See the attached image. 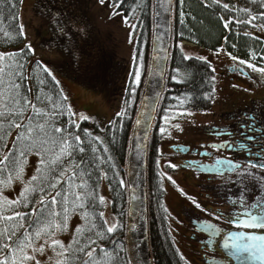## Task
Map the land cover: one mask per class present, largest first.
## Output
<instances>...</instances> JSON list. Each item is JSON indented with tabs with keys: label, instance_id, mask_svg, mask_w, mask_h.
<instances>
[{
	"label": "trees",
	"instance_id": "obj_1",
	"mask_svg": "<svg viewBox=\"0 0 264 264\" xmlns=\"http://www.w3.org/2000/svg\"><path fill=\"white\" fill-rule=\"evenodd\" d=\"M12 2L16 3L15 12L12 15L19 18L20 2L19 0H12ZM113 2L114 0H111V3ZM225 3L230 5V9L225 10L222 8V5ZM206 4L208 5L207 7L205 6ZM241 8L250 9V13L239 11ZM117 10L120 11L125 19L135 18V27L133 28L136 33L134 54L137 56V60H140V82L138 85L135 79L130 77L127 79L126 84L121 86L118 84V80L122 75L116 76L115 79L111 80L104 73V60L114 58L117 54L116 49L108 53L106 48L104 49L103 46H100L95 50L97 54L95 58H92L93 60L90 65L91 59L87 58L91 54L92 47L95 48V45L91 40L94 39L92 37V30L85 26L77 27L75 30L67 32L55 26L54 30L51 29L52 31H49L47 36L41 38L39 47H51L56 51L59 48H64L65 52L74 61L79 63V68L83 71L81 73L83 77L80 81L86 87L91 84L98 89V92H103L107 96L105 91L109 87L107 84L115 83L110 89L112 88V93L116 95V99L119 97L116 106H120V108L111 119L106 122L95 119H80L75 121L79 124V130L72 129V131L74 134L80 135L84 141L85 152L76 153L74 159L76 163L84 160V167L92 173L91 180L88 183L90 190L94 191L97 201L102 196V193L105 192V196H103L104 203L98 204L94 211L96 213L103 212V219L107 220L104 206L105 201L108 199L112 224L119 221L122 225L110 237L106 235L103 241H98V245L106 248L110 254H119L115 257V264H128L124 246L126 195L125 187L123 190L119 189L118 181L121 178L124 180L123 168L127 138L139 101L147 64L151 23L150 0H124L122 6ZM261 12H264V0H219L218 4H214L213 0H184L182 5L179 3V0H172L171 45L163 92L149 135L146 161L148 233L152 264H185L170 233L168 211L163 201V177L160 170L162 163L159 161L160 153L158 147L160 140L165 134H161L160 128H167L169 123L161 122L162 112L187 109L205 110L211 107L216 94L211 64L207 60H201L199 59L200 57L195 56H188L192 59H184L186 55L178 43L190 42L210 50H217L219 47L224 46L228 53L238 57L239 60L247 61L248 63L251 60L259 63L264 62V59L261 58L264 57V39L255 33L260 27L253 28L247 24L232 23L229 25V29H225L223 21L220 19L223 16L224 20H228L229 18L247 20L250 15L259 16ZM9 13L10 8L0 3V52L14 54L15 60L23 65V69H18V71H22L26 77L21 83L24 86L25 94H27L26 89H31V99H34L37 95H41L42 97L51 96L53 100L60 101L65 95L59 82L49 70L45 72L44 69L47 67L40 60L33 58V52L28 51L24 37L19 35V19L15 21L11 20ZM181 13H183V23L181 22ZM253 23L257 26L264 25V19H257ZM48 26L50 28V26L54 25ZM5 33L8 35L5 36ZM253 53L255 56H253ZM10 62L11 60L5 61V63ZM234 62L238 65L237 61ZM94 66L96 67V75L93 79L86 75V69L89 72L93 70ZM241 67L244 68L243 66ZM244 70L248 74H253V78L260 74L247 68ZM53 77L55 80H53ZM90 79L91 81L89 82ZM104 79H107V82H104ZM41 81H44V84H41ZM99 81L104 86H101ZM98 87H100V90ZM41 89H43V92H41ZM213 89L215 90L213 91ZM260 102L264 103V101ZM37 107L47 110L50 109L51 105L37 102ZM63 107L67 114V100L63 101ZM122 110H124V115L117 116V113H120ZM72 119L74 118L72 117ZM67 123L68 120L61 117L57 126H66ZM14 136L15 130L12 131L10 136L5 137L4 143L9 148L15 142ZM96 137L100 139L96 140ZM93 147L98 149L95 155L91 150ZM105 147L108 149L107 152L103 151ZM31 156L35 157V166L32 172L26 179L18 181L16 185H14L15 179H13L10 185L0 186L3 197H6L8 200L17 199L27 182L36 174L40 158L33 153L28 156L27 161ZM109 156H111V161H108ZM70 166V162L66 160L65 167ZM98 172L107 173V178L99 179L98 183H93V181H97ZM3 179H6V176L0 177V180ZM101 186H103V189ZM10 188H12V192L6 193ZM39 198V195L35 196L36 200ZM60 210L59 207L56 208L57 212ZM88 210L93 211L91 208H88ZM15 211L30 212L31 206L29 208L17 207ZM5 214L11 215L12 211H8ZM94 222L96 224L94 232H103L106 227L103 225V221L96 216ZM84 225L85 220L82 218V210L77 209L70 212L67 228L56 234L59 236L64 233L68 234L64 243L65 247H67L74 237L80 239L76 234V229L78 226L83 227ZM94 232L85 233V235H90L93 239H96ZM97 255L102 254L97 253Z\"/></svg>",
	"mask_w": 264,
	"mask_h": 264
},
{
	"label": "snow or ice",
	"instance_id": "obj_2",
	"mask_svg": "<svg viewBox=\"0 0 264 264\" xmlns=\"http://www.w3.org/2000/svg\"><path fill=\"white\" fill-rule=\"evenodd\" d=\"M19 2L22 3V0ZM105 2L106 0H99L101 5H104ZM123 2L124 0H114L111 5L113 16L121 14L117 9L122 6ZM0 3L10 8L11 20L19 19L12 15L16 9V3H13L12 0H0ZM179 3L182 5L184 0H179ZM213 3L218 4L219 0H213ZM222 8L228 10L230 5L225 3ZM239 11L250 13V9L246 8H241ZM220 19L223 21L225 29H229V25L232 23L247 24L253 28H264V25L257 26L253 23L257 19H264V12L259 13V16L250 15L247 20H234L233 18L224 20L223 16ZM127 22L125 19V23ZM181 22L183 23V13H181ZM18 27L19 35L24 37L23 23H20ZM133 27L135 26L133 25ZM245 34L247 35V33ZM7 35L5 33V36ZM181 35L183 34L181 33ZM26 47L28 51L34 52L30 44ZM228 55L233 61H238L239 66L246 64L253 71L264 73V67L257 68L252 63L232 56L231 53ZM253 56H255L254 53ZM261 58L264 59V57ZM184 59L192 58L185 56ZM199 59L205 60L206 58L200 57ZM7 60H11V62L5 63ZM18 69H23V65L15 60L14 54L0 52V177L6 176V179L0 180V186L10 185L13 179H22L23 165L29 155L34 153L40 159L36 174L27 182L17 199L8 200L3 197L2 191H0V264H41L40 260L37 259V254H44L45 245L51 248L54 253V257H49V261L54 260V264H115V257L119 254H110L106 248L98 245V241H103L106 235L110 237L122 225L117 221V223L109 226L107 220L103 219L104 213L94 211L98 204L104 203V197L100 196L97 201L94 191L90 190L88 181L91 180L92 173L84 167L85 161L75 162V154L85 152L84 141L80 135L74 134L72 131V129L79 130V124L72 119L76 114L71 112L70 105L66 114L63 101H66L67 97H62L60 101H56L51 96L37 95L31 99V89H26L27 94H25L24 86L21 83L26 77ZM44 70L48 72L47 68ZM213 71L215 70L213 69ZM214 79L215 77H213ZM53 80H55L54 77ZM135 82L137 85L140 82L139 71L135 74ZM41 84H44V81H41ZM37 102L40 104L47 103L51 107L47 110L38 108ZM179 114L191 115V113ZM123 115L124 110L117 113V116ZM61 117L68 120L66 126H57ZM80 119L86 120L88 117L80 116ZM164 119L167 121L168 117L165 116ZM251 119L255 120V117ZM137 123L140 121L138 120ZM175 127L179 128L180 126L177 124ZM13 130H15V142L9 148L4 140L6 136L12 134ZM166 131V128H160L161 134ZM214 131L217 135L223 134L219 130ZM249 131L256 133L257 128L251 124L241 125V135L245 142L240 143L238 147L240 150H247L251 154L252 148L247 142L256 143L257 137L256 135H249ZM259 131L264 132V128L259 129ZM95 139L99 140L100 138L96 137ZM223 146L228 149L235 147L231 142H225ZM91 150L94 155L98 151L95 147ZM216 150H219V146L216 147ZM103 151L107 152L108 149L105 147ZM255 155L256 160H249L246 165L228 161L227 167L236 171L242 182L250 179L264 183V176H258L252 171L259 169L264 172V143H261L260 149ZM66 160L70 162V167H65ZM108 161H111V156L108 157ZM218 162L224 163V161ZM194 163V161L190 162L188 166L191 167ZM169 166L177 167L175 164ZM97 177V181H93V183H98L99 179L107 178V173L98 172ZM167 179L172 181L170 176ZM172 182L175 183V181ZM118 187L121 190L125 187L122 178L118 181ZM36 195L40 197L38 200L35 199ZM131 199H136L134 194ZM193 203L195 204V201ZM233 203H238L242 211L235 212L233 219L227 221L229 224L238 229H264V199L257 200L251 205H248L244 199L233 201ZM30 206V212L15 211L17 207L29 208ZM57 207L61 209L59 212L56 211ZM196 207L199 208L200 205L196 204ZM88 208L93 209V211H89ZM77 209L82 210L85 225L83 227L78 226L76 229V234L80 239L74 237L73 241L65 247L62 241L53 237L57 232L67 228L70 212ZM8 211H12V214L6 215L5 213ZM96 216L106 226L103 232H94ZM217 219L220 217L217 216ZM212 231L215 232L216 229L213 228ZM93 232L96 239L90 235H85V233ZM42 238H44V243L37 246L36 242ZM229 241H231L232 253L238 259L246 253L247 256L244 259L256 261L257 264H264V235L236 231L225 237V248H229ZM97 253L102 255L98 256ZM129 264H135L131 255L129 256Z\"/></svg>",
	"mask_w": 264,
	"mask_h": 264
},
{
	"label": "rangeland",
	"instance_id": "obj_3",
	"mask_svg": "<svg viewBox=\"0 0 264 264\" xmlns=\"http://www.w3.org/2000/svg\"><path fill=\"white\" fill-rule=\"evenodd\" d=\"M87 3L89 4L88 7ZM110 3V0H106L105 4L101 5L99 0H86L85 4H82L83 9L89 11V17L92 18V21L84 22V24L88 23L86 27L92 30L94 39L91 40L96 48L92 47L91 54L87 59H91V65L92 58H95L97 54L95 50L100 46L106 48L108 53L116 49L117 54L115 57L125 63L123 69L116 70L117 74L122 75L118 80V84L124 86L127 79L130 77L135 79V74L140 70V60H137V56L134 54L136 33L133 25L135 24V18L127 19L128 22L125 23L122 14L113 16L112 3ZM76 10L78 11V9ZM118 12L120 13V11ZM18 16L19 23L24 25V42L27 45L30 44L34 49L33 58L40 60L59 82L65 97H67L68 106H71V112L76 114L73 117L74 120H80V116H87L88 119L101 122L111 119L120 108V106H116L119 97L116 99V95L112 93V88L110 89L115 83L107 84L109 85L107 90L105 89L107 96L103 92H98V89L91 84L86 87L80 81L83 77V74H81L83 71L79 68V63L74 61L65 52L64 48H56L58 50L56 51L51 47H39L41 38L47 36L49 31L54 30L56 25L49 28L48 25L53 18L43 12L40 7L35 6V0H22ZM255 33L264 39V28H259ZM178 45L186 56L206 58L205 60L211 64L212 71L215 70L213 71V77H215L216 94L211 107L205 110L187 109L162 112L161 122L169 124L158 147L161 153L159 161L162 163L160 170L165 189L163 190V201L168 211L170 233L184 263L199 264L200 243L189 235V227L184 220V214L181 216V213L177 211H183L182 205L185 204L189 210L192 208L191 210L202 215H207L211 209L213 213L224 214L225 203L218 198H206L207 195L213 193L210 192V189H212L210 185L202 183L209 182L205 178L206 176H199L188 169L169 170L167 168L165 162H169L172 156H176L175 153H169V145L185 141L189 143L204 141L207 136L203 134L201 127L208 124L224 123V119L220 115L224 107L232 108L249 100H264V73L258 72L260 74L253 78V74H245L243 70H232L230 66L235 62L228 55L229 53L224 46L219 47L217 50H210L190 42H179ZM251 61L249 63L254 64L257 68L264 67V62ZM243 67L252 70L246 64ZM92 69L89 72L86 69V75L94 79L96 67L94 66ZM109 77L112 80V76ZM107 79H104V82H107ZM249 80H251L250 83ZM252 81L254 82L252 83ZM261 81L263 83H260ZM104 84L106 85V83ZM101 86L104 85L101 84ZM98 88L100 90V87ZM179 113H191V115H180ZM165 116L168 117L167 121L164 119ZM177 124L180 126L179 128L175 127ZM34 160V156L29 157L27 163L23 166L22 179H15L14 185L18 181L26 179L32 172L35 166ZM187 172H191V174L189 175ZM169 176L172 177V181H175V183L167 179ZM221 186H225V183L221 182ZM101 187L103 189V186ZM11 192L12 188L7 190L6 193ZM104 193H102V196H105ZM193 201H195V204ZM196 204H199L200 207L197 208ZM104 208L107 222L111 225L112 215L110 214L108 199L105 201ZM56 235L53 238L62 241L63 244L68 237L67 233L60 234V236ZM43 243L44 238L36 242L37 246ZM49 257H54V253L51 248L45 245L44 254H37V259L40 260L41 264L54 263V260L49 261Z\"/></svg>",
	"mask_w": 264,
	"mask_h": 264
},
{
	"label": "flooded vegetation",
	"instance_id": "obj_4",
	"mask_svg": "<svg viewBox=\"0 0 264 264\" xmlns=\"http://www.w3.org/2000/svg\"><path fill=\"white\" fill-rule=\"evenodd\" d=\"M85 1L35 0V6L40 7L43 12L51 15L53 20H51L49 25H56L63 29L64 32H67L75 30L77 27H86L88 23L84 24V22L92 21V18L89 17V11L83 9L82 4H85ZM88 6L89 4L87 3ZM121 63L116 57L104 60V73L108 77L112 76V79H115L116 76L119 77L120 74H117L116 70L119 71L125 66L124 62L122 65ZM230 67L232 70L240 69L245 74H248L244 68L236 65V63H233ZM260 101L264 100H249L232 108L224 107L220 113L224 123L217 125L208 124L201 127V131L207 136L204 141L194 143L185 141L169 145V153H175L176 156H172L169 162H165L167 168L169 170L188 169L199 176H206L205 178L209 182L202 183L210 185L212 188L210 192H213L207 195L206 198H218L225 203L224 214L213 213L211 209L207 215H202L197 211L191 210L192 208L189 210L185 204L182 205L183 211H177L181 213V216L184 214V220L189 227V235L200 243L199 264H232L231 258L225 255L218 247V241L226 231L243 229L235 228L227 222L233 219L235 212L242 211L239 204H234L233 201L244 199L248 205H251L257 200L264 199V183L250 179L242 182L236 171L227 167L228 161L246 165L249 160H256L255 153L259 151L261 143H264V132L259 131V129L264 128V103ZM252 117H255V120H252ZM242 124H251L257 128L256 133L248 132L249 135H256L257 137L256 143L247 142L251 145V154L249 151L240 150L238 147L240 143L245 142L241 135ZM214 130H219L223 134L217 135ZM225 142H231L235 147L232 149L225 148L223 146ZM179 144L186 145L188 149L185 152H181L176 147ZM217 146H219V150H216ZM193 161L195 163L189 167V163ZM218 161H224V163L221 164ZM170 164H175L177 167L172 168L169 166ZM252 171L258 176H264V172L259 169H253ZM187 173L191 174V172ZM221 182L225 183V186H221ZM217 216L220 219H217ZM213 228L216 229L215 232L212 231ZM243 230L248 231L250 229ZM256 230L264 231V229Z\"/></svg>",
	"mask_w": 264,
	"mask_h": 264
},
{
	"label": "water",
	"instance_id": "obj_5",
	"mask_svg": "<svg viewBox=\"0 0 264 264\" xmlns=\"http://www.w3.org/2000/svg\"><path fill=\"white\" fill-rule=\"evenodd\" d=\"M150 4L151 24L147 65L138 105L130 124L123 168L126 195L124 246L128 264L130 255L135 264H152L148 233L147 148L150 131L163 92L171 45L172 0H150ZM138 120L140 123H137ZM176 147L181 152L188 149L186 145L182 144ZM133 194L136 197L134 200L131 199ZM236 231L245 230L226 231L218 241V247L231 258L232 264H257L256 261L244 259L247 256L246 253L242 254L239 259L233 255L231 241H229V248L224 247L225 237ZM245 232L264 235V231L256 229Z\"/></svg>",
	"mask_w": 264,
	"mask_h": 264
}]
</instances>
